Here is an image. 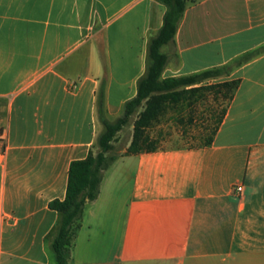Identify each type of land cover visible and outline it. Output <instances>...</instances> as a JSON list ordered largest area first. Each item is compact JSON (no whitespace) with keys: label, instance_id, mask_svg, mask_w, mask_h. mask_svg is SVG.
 <instances>
[{"label":"crops","instance_id":"0c3cea01","mask_svg":"<svg viewBox=\"0 0 264 264\" xmlns=\"http://www.w3.org/2000/svg\"><path fill=\"white\" fill-rule=\"evenodd\" d=\"M185 1L162 80L227 70L186 90L235 81L230 104L203 143L117 158L70 264H264V0ZM166 11L0 0V264H57L50 203L65 199L72 162L99 151L102 94L111 122L137 96Z\"/></svg>","mask_w":264,"mask_h":264},{"label":"trees","instance_id":"16d2710c","mask_svg":"<svg viewBox=\"0 0 264 264\" xmlns=\"http://www.w3.org/2000/svg\"><path fill=\"white\" fill-rule=\"evenodd\" d=\"M161 1L167 7L164 25L149 42L147 71L138 83L137 96L126 104L123 117L111 122L104 115L102 94L99 117L104 128L98 139L99 151L90 154L86 159L72 162L65 199L50 203V208L60 214L59 224L51 241L57 264H70L75 232L81 226L84 209L88 203L97 199L104 172L117 160L110 159L108 153L117 134L128 124L131 117L144 106L134 122L133 137L126 155L157 150L159 147L151 142L147 130L163 115L167 104L184 94L205 89L206 87H199L186 90V87L211 79L221 71L210 70L196 75L162 80L168 60L162 48L173 42L186 8V1ZM237 84L235 82V88Z\"/></svg>","mask_w":264,"mask_h":264},{"label":"rangeland","instance_id":"374dc122","mask_svg":"<svg viewBox=\"0 0 264 264\" xmlns=\"http://www.w3.org/2000/svg\"><path fill=\"white\" fill-rule=\"evenodd\" d=\"M227 73V70H221L211 79L223 78ZM235 86V81L214 83L202 91L190 93L193 94L191 97L187 94L185 100L180 103L181 106L168 103L163 115L147 130L151 142L159 148L203 143L207 137L209 139L211 131L225 114ZM139 111L140 108L112 142V148L108 153L110 159L126 154L133 137L135 117Z\"/></svg>","mask_w":264,"mask_h":264},{"label":"built area","instance_id":"2783aa9c","mask_svg":"<svg viewBox=\"0 0 264 264\" xmlns=\"http://www.w3.org/2000/svg\"><path fill=\"white\" fill-rule=\"evenodd\" d=\"M235 192L239 195H242L243 192H244V186L243 185H238L236 188H235Z\"/></svg>","mask_w":264,"mask_h":264}]
</instances>
